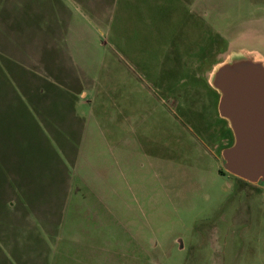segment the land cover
<instances>
[{"label": "rangeland", "instance_id": "1", "mask_svg": "<svg viewBox=\"0 0 264 264\" xmlns=\"http://www.w3.org/2000/svg\"><path fill=\"white\" fill-rule=\"evenodd\" d=\"M93 3L38 57L23 0H0V264H264V185L226 170L209 84L264 60V0ZM19 189L61 217L25 250L3 221Z\"/></svg>", "mask_w": 264, "mask_h": 264}, {"label": "water", "instance_id": "2", "mask_svg": "<svg viewBox=\"0 0 264 264\" xmlns=\"http://www.w3.org/2000/svg\"><path fill=\"white\" fill-rule=\"evenodd\" d=\"M209 84L220 95L219 114L234 136L221 152L226 170L264 185V60L237 55L213 68Z\"/></svg>", "mask_w": 264, "mask_h": 264}, {"label": "crops", "instance_id": "3", "mask_svg": "<svg viewBox=\"0 0 264 264\" xmlns=\"http://www.w3.org/2000/svg\"><path fill=\"white\" fill-rule=\"evenodd\" d=\"M78 2L89 7H93L94 4L93 0H48L47 4L46 0H23V38L28 50L31 47L34 48V53H31V55L40 57L41 50L44 51L46 48V42H50L53 47L57 46V42L59 41L69 42L68 37L73 33L74 22L76 21L73 12H79V7H77L79 6ZM50 75V77H45V79L49 81V84L57 85L56 80L51 79L53 74L50 73ZM41 91L43 92L44 90L42 89ZM73 116L77 121L80 120L75 114ZM13 192L19 198H14L6 203V214H8V217L3 221L6 223V226H11L9 223H13L15 228L18 227L17 233L21 232L22 236L18 237L20 239L13 236L15 245L22 244V249L25 250V244L28 243L26 239H28L29 235L24 232L26 229H34L33 223H38V225L47 223V217L50 223L59 222L61 217L56 214L57 210H51L55 211V213L47 214L45 206L43 207L39 203H34L28 200V198L27 200L21 199V196H28V193L24 189L14 190ZM34 241H37V239ZM35 243L33 249L36 247ZM41 247L45 248V243ZM40 252L42 253L43 251ZM24 254V256L19 254L17 258L19 260H28L37 257V255L30 252H24Z\"/></svg>", "mask_w": 264, "mask_h": 264}, {"label": "trees", "instance_id": "4", "mask_svg": "<svg viewBox=\"0 0 264 264\" xmlns=\"http://www.w3.org/2000/svg\"><path fill=\"white\" fill-rule=\"evenodd\" d=\"M220 96V95H219ZM224 119V118H223ZM226 122H227V124H228V121L226 120V119H224ZM229 125V124H228ZM230 128V127H229ZM230 132H231V134H233V132H232V130H231V128H230ZM226 138H228V142H227V145L226 146H228V145H231L232 143H233V141H234V136L233 135H231V138L230 137H227L226 136ZM225 146V147H226ZM247 182V181H246Z\"/></svg>", "mask_w": 264, "mask_h": 264}, {"label": "flooded vegetation", "instance_id": "5", "mask_svg": "<svg viewBox=\"0 0 264 264\" xmlns=\"http://www.w3.org/2000/svg\"><path fill=\"white\" fill-rule=\"evenodd\" d=\"M218 113H219V111H218ZM220 115V114H219ZM227 140H228V138H227ZM236 176V175H235ZM236 177H238V176H236ZM238 178H240V177H238ZM240 179H242V178H240ZM244 180V179H243ZM246 181V180H245ZM247 182H249V181H247ZM249 183H252V182H249ZM253 184H260V185H263V183H261V182H257V183H253Z\"/></svg>", "mask_w": 264, "mask_h": 264}]
</instances>
